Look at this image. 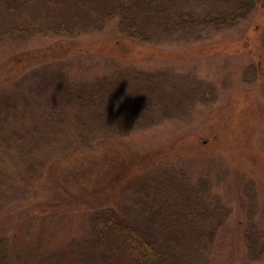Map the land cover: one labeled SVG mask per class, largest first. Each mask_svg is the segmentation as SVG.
Returning a JSON list of instances; mask_svg holds the SVG:
<instances>
[{
    "label": "rangeland",
    "instance_id": "rangeland-1",
    "mask_svg": "<svg viewBox=\"0 0 264 264\" xmlns=\"http://www.w3.org/2000/svg\"><path fill=\"white\" fill-rule=\"evenodd\" d=\"M76 1L97 10V14L107 3ZM228 1L122 0L120 18L111 19L98 31L90 27L78 36L24 38L21 33V37L1 38L0 88L8 87L12 92L24 77V82L28 80L24 86L34 96V108L44 111L53 127L42 129L37 136L40 154H7L3 161L0 144V165L19 168L16 172L29 170L33 182L38 183L53 159L64 153L80 147L98 152L101 139L113 137L111 127L120 122L111 105L118 95L104 79L127 78L132 98L140 96L135 94L142 87L144 93L152 90V95H146L153 99L154 115L159 118L150 127H124L132 131L125 129L128 134L116 136L120 143L140 153V159L151 168L148 178L130 190L127 200L132 209L142 212L141 224L147 227L151 246L158 248L154 241L160 238L164 246L176 248L165 252V264H264V0H255L249 17L236 20L229 28L185 26L189 20L201 22L225 13ZM37 8L27 9L29 19L38 14ZM8 19L0 12V30L4 28L1 25L10 23ZM122 19L124 23H138L137 29L145 30L147 41L133 44L124 40L121 46H115L121 36L118 21ZM253 47L261 51L260 65ZM11 56L17 58L10 62ZM129 65L144 69L146 75L126 68ZM5 75L17 78L8 80ZM168 81L173 85H167ZM64 85L74 91L88 90L89 95L97 96L95 101L105 99L111 111L102 117L104 122H98L90 109L80 114L85 106L75 100L77 97L68 99L70 94H66L70 105L64 107L59 97ZM45 105L53 106L51 116L58 119L55 125ZM130 116L134 119L133 114ZM234 134H241L242 143L247 142L243 155ZM32 156L35 161L29 160ZM28 160L30 167L25 164ZM14 181L17 183L8 184L11 194L1 199L0 223L6 226L10 217L22 216L25 210L28 225L33 224L30 240H25L29 244L40 231L39 219L32 216L33 205L53 193L25 203L29 194L23 191L24 182L19 177ZM160 208H164L159 215L162 225H156ZM10 210L12 215L8 217ZM88 215L87 210L78 211L69 229H59L68 214L56 216L54 223L47 219L48 230L51 223L57 229L50 246L67 245L62 257L54 261L78 262L77 253L85 247L77 246V238L84 232ZM130 221L141 222L134 215ZM11 234L0 231V237ZM71 246L78 249L73 253ZM120 255L116 249L110 257H102L101 264H124Z\"/></svg>",
    "mask_w": 264,
    "mask_h": 264
},
{
    "label": "trees",
    "instance_id": "trees-1",
    "mask_svg": "<svg viewBox=\"0 0 264 264\" xmlns=\"http://www.w3.org/2000/svg\"><path fill=\"white\" fill-rule=\"evenodd\" d=\"M70 1L74 4L70 3ZM78 1L80 2V0ZM105 1L107 2L105 7L103 10L99 7L101 12L97 14V10L86 7L84 3H78L76 0H66L65 2L62 0H0L1 15L3 16L4 12L10 18L8 19L10 23L1 25L4 28L0 30V39L13 36L21 37L22 35L24 38L47 37L49 35L78 36L90 27L97 31L101 30L111 19L120 18L122 13V0ZM60 2H62V5H59ZM228 3L229 5L225 6V13L199 21V25L198 21L189 20V23H185L186 28L188 29L191 26L195 28L207 26L219 27V29L220 27L229 28L236 20L239 22L241 19L249 17V14L255 9V0H250L248 3L243 2V0H230ZM37 6V10L40 11L33 16V19H29L30 16L27 14V9H35ZM94 17L95 19H92ZM118 25L121 36L115 46H121L124 40L131 41L133 44L138 41H147L145 40L147 39L145 38V30L141 29L140 31L137 29L138 23L128 24V21L124 23L122 19L118 21ZM167 29L164 28V30ZM157 30L160 32V28H157ZM252 52L256 54L260 65L261 56L259 53L261 51L253 47ZM16 58V56H11L9 61L11 62ZM36 58L34 57L33 60ZM27 66H30V64H27ZM126 68H133L135 71H140V74L146 75L145 70L142 68H134L131 65ZM118 70H120V67H118ZM112 74L109 76H112ZM113 77L107 76L104 80L109 88L113 87L115 89L118 95L114 97V102L111 101V105L113 106L114 104L115 109L112 113L118 114L120 122L113 125V128L111 127L113 129V137L101 139L98 152L80 147L76 151L64 153L60 158L53 159L45 178L38 183L33 182L28 172L29 170L16 172L19 168L2 167L0 165V204L4 195L11 194L9 190L11 182H15L14 179L17 177L24 182L23 186L25 189L23 191L25 195L28 196L29 194V199L25 203L39 199L45 193H53L52 197L40 199L33 205L32 216L39 219L40 231L37 230V236L29 244L25 240H30L29 235L33 224L31 225V222H29L28 225L29 220L26 218L25 210L22 211V216L18 215L14 219L9 216L12 215L10 214L11 210L6 213V216L10 217V219L5 222L6 226L4 223H0V231H11L12 234L11 237L7 235L5 238L3 236L0 237V264H14L13 261H18L19 264H63L54 260L57 257H62V251L67 245L50 246L55 239L57 229L51 223L50 228H53L51 235L46 237V232L50 230V228L48 230V224H46L47 219L53 222L56 216L68 214L67 222H65V225L60 226L62 228L59 227V229H69L73 225L72 220L75 214L83 210H87L89 213L87 225L84 229L82 224L81 229H84V232L78 235L77 240L79 243L75 245L83 246L85 250L77 253L79 260L75 264H101L102 257H106V255L110 257L116 249L118 253L122 254L120 257H124V264H129V261H132L133 264L134 262L138 264H148L150 262H153V264H165V252L176 249L164 246L160 238L158 241H154L158 248L152 247L151 242L153 241H149L147 227L141 224L143 222L141 218L142 212L140 209H132L133 206L127 203L130 190L148 178L151 168L143 159H140V153L135 151L130 145L120 143L116 139L117 135L129 133L125 129L132 131L129 128L130 126H132L133 130L141 129L150 127L159 120L154 115L156 111L154 110L153 99L146 95H152V90L149 93H144L142 87L135 94V96H140L132 98L131 90L128 88L127 81L125 82L127 78L121 79L119 76L112 79ZM3 78L8 80L14 78L13 80H16L17 76L5 75ZM82 78L83 80L85 79L83 76ZM23 79L24 77L19 81L21 86L18 89L13 88L12 92L9 91L8 87L0 88V144H2L4 149L2 151L3 161H5V155L7 154H17L22 157L23 153H39L36 139L39 140L40 138L37 136L42 129L49 126L53 127L50 117L47 118L44 111L38 110L37 112V109L34 108L31 100L34 96H31V92L24 86L28 80L24 82ZM167 85L173 84L168 81ZM64 88L59 93L62 105H65L64 107L70 105L66 97V94H70L72 96H68V99L77 97L78 99L75 100L85 106V108L81 109L80 114L90 109V113L95 115L94 117H96L95 119L98 122H104L102 117L106 116L107 111H111L105 99H102L101 102L99 100L95 101L97 96L89 95V91L86 89L74 91L71 86L66 88L65 85ZM200 91L197 89L198 93ZM47 94L51 97L49 93ZM43 108L46 111L48 110L49 116L54 114L53 106L45 105ZM132 114L134 119L130 116ZM51 119L54 125L55 121H58L53 116H51ZM127 126L129 127L123 129ZM215 138L218 139V135ZM234 139L240 145V155H243L245 149L247 150L245 146L247 144L246 140L245 144L242 143L241 134H234ZM63 159H65L66 163H62ZM29 160L35 161V157L32 156ZM29 160L25 163L28 167L32 165ZM62 180H64L63 184L61 183ZM61 184L65 186L64 190H61ZM162 211H164V208L156 211L158 215L156 216V225H162L159 224V215ZM133 215L141 222L130 221ZM149 225H151V222L147 224V226ZM26 227L28 229H24ZM10 238H13L12 242ZM77 249V247L73 246L71 250L74 253ZM118 264H121V261Z\"/></svg>",
    "mask_w": 264,
    "mask_h": 264
}]
</instances>
